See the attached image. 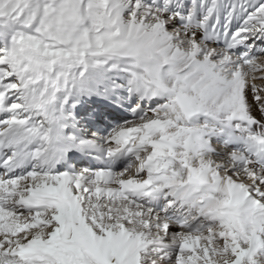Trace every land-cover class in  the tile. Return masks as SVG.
Instances as JSON below:
<instances>
[{
  "label": "snow or ice",
  "instance_id": "snow-or-ice-1",
  "mask_svg": "<svg viewBox=\"0 0 264 264\" xmlns=\"http://www.w3.org/2000/svg\"><path fill=\"white\" fill-rule=\"evenodd\" d=\"M0 264H264V0H0Z\"/></svg>",
  "mask_w": 264,
  "mask_h": 264
}]
</instances>
